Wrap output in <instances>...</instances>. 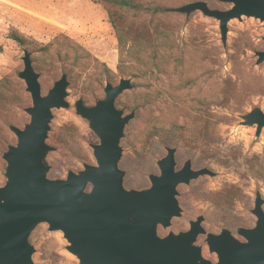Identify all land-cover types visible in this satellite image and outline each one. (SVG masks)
I'll return each mask as SVG.
<instances>
[{
    "label": "rangeland",
    "instance_id": "374dc122",
    "mask_svg": "<svg viewBox=\"0 0 264 264\" xmlns=\"http://www.w3.org/2000/svg\"><path fill=\"white\" fill-rule=\"evenodd\" d=\"M130 1L143 8H122L99 0H0V81H4L7 89L0 100V187L7 180L2 156L9 145L17 144V136L10 126L23 129L30 119L25 108L31 106V97L25 81L18 76L24 69L25 47L11 38L13 32L37 44L65 36L95 58L97 67L105 64L108 68L109 73H103L96 80L92 74L86 78L71 75L72 68L64 61L37 68V62L31 59L38 73L41 95H46L63 73L68 81L63 97L67 105L51 109L46 137L51 149L44 157L49 168L47 177L64 179L69 171L78 173L84 164L96 163L90 144L98 143L99 138L88 120L76 112V101L83 99L90 106L104 97L107 82L115 85L121 78H130L131 82L139 80L122 71L128 61L121 57L117 36L108 22V6L124 17L125 50L137 35L152 40L159 30L173 32L174 56L183 59L185 79L168 77V96L176 84L182 85L187 78L194 83L189 89L178 91L177 105L167 100L163 109L154 106L141 110L125 125L118 162L124 171L123 186L127 190L150 187L149 175L160 173L157 161L166 155L168 147L175 149L176 170L187 160L194 170L208 169L212 175H201L187 184L177 185L180 215L172 217L166 227L159 225L157 232L165 236L169 232L186 231L191 221L202 217L204 232L198 234L194 244L201 247L204 259L214 263L217 256L209 250L207 235L219 234L226 228L235 239L244 241L237 230L255 225L256 217L251 210L257 194L263 199L264 211V127L257 135L256 124H245L249 114L255 111L264 114V61L258 63L256 54L264 50V20L244 14L232 17L226 23L223 38L218 19L200 10L186 15L171 9L203 2L210 9L225 11L234 6L230 1ZM149 6H157L161 11L150 12L146 10ZM145 81L139 80L140 84ZM129 91L115 100V106L125 114L129 109L119 101H128ZM194 113L202 117L197 122L200 127L195 136L191 134L196 128ZM154 118L182 123L191 139L145 137L143 131ZM28 242L33 247L31 264H79L78 258L67 249L69 242L63 232L49 230L46 222L34 227Z\"/></svg>",
    "mask_w": 264,
    "mask_h": 264
},
{
    "label": "water",
    "instance_id": "95a60500",
    "mask_svg": "<svg viewBox=\"0 0 264 264\" xmlns=\"http://www.w3.org/2000/svg\"><path fill=\"white\" fill-rule=\"evenodd\" d=\"M234 6L225 11L210 9L203 2L172 8L190 14L200 10L219 20L224 38L226 23L244 14L264 20V0H226ZM257 62L264 61V50L256 53ZM24 69L18 76L25 81L31 106L25 108L29 122L23 129L10 126L17 144L9 145L3 154L6 183L0 187V264H31L33 247L28 237L34 227L46 222L49 230H61L69 242L67 249L79 264H259L264 261L263 199L256 195L251 210L255 225L238 228L244 241L235 239L224 228L219 234H208L209 250L215 252L212 263L201 255L194 244L204 232L202 217L190 222L189 229L159 236V225L166 227L170 219L180 215L176 187L201 175L212 173L191 168L190 160L176 170L175 149L157 161L160 173L149 175L150 187L127 190L123 186L124 171L118 166L122 154L120 139L125 125L134 113L125 114L115 106L116 98L132 88L130 78L105 84L104 97L93 105L83 99L75 103L76 112L88 120L99 142L90 144L95 164H84L78 173L69 171L64 179L47 177L44 157L51 149L46 144L51 109L66 106L63 97L67 75L54 82L46 95H41L38 73L32 66L30 52L24 50ZM245 124H256V134L264 127V114L255 111ZM90 186L89 190L87 187Z\"/></svg>",
    "mask_w": 264,
    "mask_h": 264
},
{
    "label": "trees",
    "instance_id": "16d2710c",
    "mask_svg": "<svg viewBox=\"0 0 264 264\" xmlns=\"http://www.w3.org/2000/svg\"><path fill=\"white\" fill-rule=\"evenodd\" d=\"M99 1L103 4L105 2H112L122 8H143L130 0ZM146 10L153 13L161 11L157 6L146 7ZM106 12L108 22L117 36L121 57H125V62L128 61L127 66H125V69L122 71L133 75L136 79L146 80L142 84H140L139 80L132 82V88L129 89L130 91L128 92L130 97L129 100H120L119 103L123 105L124 108L129 109V113L133 112L135 116L141 110L154 108V106H161L163 109L166 102L169 100L177 105L178 99L180 98L178 91L181 89H189L194 83L187 78L182 85L176 84L172 92H170V96H168L167 78L173 75L178 78V80L185 79L183 59L174 56L176 46L173 32L159 30L155 33L152 40L142 35H137L131 40V45L125 50L126 32L122 26L124 17L108 6ZM11 38L19 45L24 46L25 50L31 54L34 53V57L31 59L33 62H37V68L53 65V63L57 61H64L72 68L71 75L84 76L86 78L88 75L92 74L96 77V80H99L103 73H109L105 64H100V67H97L98 61L95 58L80 45L65 36H57L47 44L34 43L16 32L11 34ZM152 42H155V44ZM121 63H124V60L123 62L121 61ZM94 69L95 71L93 72ZM153 81L156 83L155 87ZM6 91L7 89L4 85V81H0V100L5 97ZM167 96L170 97V99H168ZM192 119H195L193 123L196 128H194L191 134L195 136L199 133V128L197 127H200L197 122H199L202 117L199 113H194ZM143 134L148 138L161 135L169 138L177 137L191 139L189 135L185 134L184 125L182 123H167L165 121H159L157 118L148 122ZM66 142H68L67 138Z\"/></svg>",
    "mask_w": 264,
    "mask_h": 264
}]
</instances>
